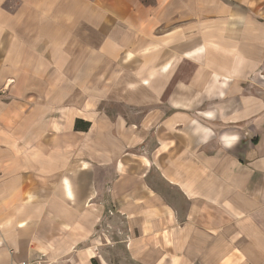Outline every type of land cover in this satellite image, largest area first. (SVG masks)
<instances>
[{
  "label": "crops",
  "instance_id": "0c3cea01",
  "mask_svg": "<svg viewBox=\"0 0 264 264\" xmlns=\"http://www.w3.org/2000/svg\"><path fill=\"white\" fill-rule=\"evenodd\" d=\"M264 264V0H0V264Z\"/></svg>",
  "mask_w": 264,
  "mask_h": 264
},
{
  "label": "built area",
  "instance_id": "2783aa9c",
  "mask_svg": "<svg viewBox=\"0 0 264 264\" xmlns=\"http://www.w3.org/2000/svg\"><path fill=\"white\" fill-rule=\"evenodd\" d=\"M22 264H32V263L26 261V262H23Z\"/></svg>",
  "mask_w": 264,
  "mask_h": 264
}]
</instances>
